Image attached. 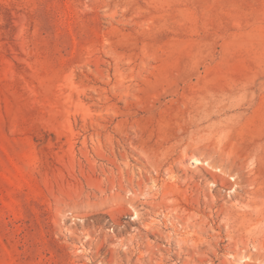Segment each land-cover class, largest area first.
I'll return each mask as SVG.
<instances>
[{"label":"rangeland","instance_id":"374dc122","mask_svg":"<svg viewBox=\"0 0 264 264\" xmlns=\"http://www.w3.org/2000/svg\"><path fill=\"white\" fill-rule=\"evenodd\" d=\"M0 264H264V0H0Z\"/></svg>","mask_w":264,"mask_h":264},{"label":"bare ground","instance_id":"6f19581e","mask_svg":"<svg viewBox=\"0 0 264 264\" xmlns=\"http://www.w3.org/2000/svg\"><path fill=\"white\" fill-rule=\"evenodd\" d=\"M176 225V224H175Z\"/></svg>","mask_w":264,"mask_h":264}]
</instances>
